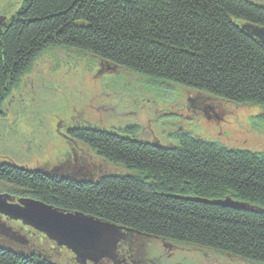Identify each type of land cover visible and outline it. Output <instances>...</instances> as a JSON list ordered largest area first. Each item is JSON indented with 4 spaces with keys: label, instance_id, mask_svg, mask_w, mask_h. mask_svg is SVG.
Segmentation results:
<instances>
[{
    "label": "trees",
    "instance_id": "16d2710c",
    "mask_svg": "<svg viewBox=\"0 0 264 264\" xmlns=\"http://www.w3.org/2000/svg\"><path fill=\"white\" fill-rule=\"evenodd\" d=\"M245 26L264 28L263 6L248 0H27L0 27V109L42 53L73 49L104 67L174 82L237 105L261 106L264 122V42ZM70 135L104 161L138 175L79 181L2 163L0 183L13 189L11 199L31 198L64 213H82L123 232L126 240L183 243L264 264V154L187 133L177 136V147L92 127ZM226 199L247 207L216 203ZM35 232L25 231L38 245L30 244L29 253L0 245V264H61L49 251L65 248L74 264L112 259L111 254L83 259ZM19 234L26 236H10L22 245L31 242ZM42 246V253L35 252ZM122 246L116 244L117 253ZM124 260L117 264L131 263Z\"/></svg>",
    "mask_w": 264,
    "mask_h": 264
},
{
    "label": "rangeland",
    "instance_id": "374dc122",
    "mask_svg": "<svg viewBox=\"0 0 264 264\" xmlns=\"http://www.w3.org/2000/svg\"><path fill=\"white\" fill-rule=\"evenodd\" d=\"M26 1L0 0V27L10 22ZM248 1L264 7V0ZM90 57L73 49L49 50L38 57L2 102L0 164L47 170L79 181H97L105 175H138L104 161L87 145L69 139L70 130L87 127L166 147L179 146L177 136L187 133L229 149L264 154L261 106L229 103L127 69L107 68L109 72H102V65ZM9 189L13 190L0 183V194L8 195L9 202L24 198L11 199ZM9 218L0 212V245L29 253V245H37V229ZM25 231L35 232L34 237ZM12 232L25 234H19L21 239L29 237L31 242L18 243L11 238ZM114 239L123 243L124 250L118 249L121 260L124 257L131 262L124 264H254L183 243L139 236L126 240L109 234L113 251ZM43 247L35 252L42 253ZM49 253L50 259L61 264H74L66 248L62 253ZM108 264H117V260L112 258Z\"/></svg>",
    "mask_w": 264,
    "mask_h": 264
},
{
    "label": "water",
    "instance_id": "95a60500",
    "mask_svg": "<svg viewBox=\"0 0 264 264\" xmlns=\"http://www.w3.org/2000/svg\"><path fill=\"white\" fill-rule=\"evenodd\" d=\"M245 28L264 42V28L250 26ZM9 199L8 195L0 194L1 213L36 228L58 244L67 246L83 259L94 255L105 256L113 252L108 235L120 234L119 230L113 226L79 212H61L31 198H21L16 203L9 202ZM216 203L237 209L247 207L231 199ZM113 241L115 243L117 240Z\"/></svg>",
    "mask_w": 264,
    "mask_h": 264
},
{
    "label": "bare ground",
    "instance_id": "6f19581e",
    "mask_svg": "<svg viewBox=\"0 0 264 264\" xmlns=\"http://www.w3.org/2000/svg\"><path fill=\"white\" fill-rule=\"evenodd\" d=\"M79 54H82V55H88V56H91V55H89V54H86V53H83V52H79ZM91 59H93V60H96L97 62H99L96 58H94V57H90ZM100 63V62H99ZM111 66H106V67H104V66H102L101 67V71L102 72H106V71H108L107 70V68H110ZM116 69H119V68H116ZM121 69H123V68H121ZM117 71H119V70H117ZM109 72V71H108ZM196 90V89H195ZM197 91H199V90H197ZM199 92H201V91H199ZM201 102H198V105L200 104ZM205 108V107H204Z\"/></svg>",
    "mask_w": 264,
    "mask_h": 264
},
{
    "label": "flooded vegetation",
    "instance_id": "af4514ba",
    "mask_svg": "<svg viewBox=\"0 0 264 264\" xmlns=\"http://www.w3.org/2000/svg\"><path fill=\"white\" fill-rule=\"evenodd\" d=\"M124 259V258H123Z\"/></svg>",
    "mask_w": 264,
    "mask_h": 264
}]
</instances>
